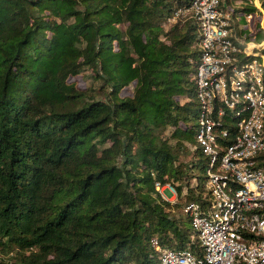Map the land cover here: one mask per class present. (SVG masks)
<instances>
[{
  "label": "trees",
  "instance_id": "trees-1",
  "mask_svg": "<svg viewBox=\"0 0 264 264\" xmlns=\"http://www.w3.org/2000/svg\"><path fill=\"white\" fill-rule=\"evenodd\" d=\"M192 1L0 0V264H161L154 239L203 256Z\"/></svg>",
  "mask_w": 264,
  "mask_h": 264
},
{
  "label": "built area",
  "instance_id": "built-area-1",
  "mask_svg": "<svg viewBox=\"0 0 264 264\" xmlns=\"http://www.w3.org/2000/svg\"><path fill=\"white\" fill-rule=\"evenodd\" d=\"M241 1L193 0L178 12L200 27L197 140L209 160L212 205L190 202L185 207L203 256L163 248L154 239L161 264H264V169L254 161L264 150V55L259 54L264 43L245 42L236 33L233 20L245 14L235 15ZM255 1L261 10L260 0H247L245 7ZM245 56L253 58L245 61ZM156 189L166 201L178 200L174 186L157 183Z\"/></svg>",
  "mask_w": 264,
  "mask_h": 264
},
{
  "label": "crops",
  "instance_id": "crops-1",
  "mask_svg": "<svg viewBox=\"0 0 264 264\" xmlns=\"http://www.w3.org/2000/svg\"><path fill=\"white\" fill-rule=\"evenodd\" d=\"M256 3H257V1H255V5L254 6L248 5L249 8L252 7V9L254 10L253 11L254 13H252V12H249L248 13V14H251L252 15V18L250 20H248L249 24L244 25L242 27V29H240V28L235 29L236 30V33L241 32V30L242 31H252L253 34L250 37H253L256 34V32H257L258 29H263L264 30V17H263V14H262L263 9L261 8V10H258L257 7H256ZM240 37H241V33H240ZM252 41H254L253 38H251V42ZM263 43H261V44H263ZM259 54L263 55L262 53H259Z\"/></svg>",
  "mask_w": 264,
  "mask_h": 264
},
{
  "label": "rangeland",
  "instance_id": "rangeland-1",
  "mask_svg": "<svg viewBox=\"0 0 264 264\" xmlns=\"http://www.w3.org/2000/svg\"><path fill=\"white\" fill-rule=\"evenodd\" d=\"M247 0H242L240 4L236 5L235 7H239V8H246L245 6L247 5ZM252 8V7H251ZM250 8V9H251ZM249 12H246L245 14L242 15H238L236 16V19L233 20V25L234 26H238L240 29H242V27L246 24H249L248 19L246 14H248ZM254 13V12H252ZM252 31H242L241 30V38L245 41L247 38H250V36H252ZM82 86H84L83 84H81ZM232 122H230L229 124H231ZM233 125V123L231 124ZM192 159L191 156H189L188 158L185 159V161H190ZM182 202V201H181ZM183 212V209L181 210ZM179 213L176 212V215H178Z\"/></svg>",
  "mask_w": 264,
  "mask_h": 264
}]
</instances>
